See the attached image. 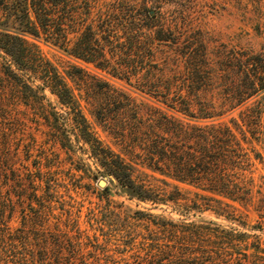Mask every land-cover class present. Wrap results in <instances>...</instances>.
I'll return each mask as SVG.
<instances>
[{
	"label": "rangeland",
	"instance_id": "1",
	"mask_svg": "<svg viewBox=\"0 0 264 264\" xmlns=\"http://www.w3.org/2000/svg\"><path fill=\"white\" fill-rule=\"evenodd\" d=\"M60 29V46L31 41L69 87L90 133L130 162L132 179L160 198L140 200L122 187L49 88L40 89L44 98L35 103L12 105L14 124H23L10 136L14 168L28 185L41 158L42 171L59 184L56 196L64 201L52 203L50 224L59 219L65 228L70 220L66 230L75 227L70 234L80 244L78 257L95 264H264V253L253 254L256 244L264 249V91L239 105L233 101L244 79L236 56L264 50V0H69ZM38 76L34 87L41 86ZM188 98L213 103L216 116L201 117L205 111L198 104L189 115L181 104ZM154 110L174 122L172 140L179 149L172 178L138 157L140 132ZM212 123H225L240 141L242 172L232 185L246 190V202L214 196L189 181L187 153L199 149L202 131ZM196 194L231 207L221 214L198 210ZM20 218L17 210L11 225ZM181 223L245 233L248 247L239 246L233 256L214 253L211 262L180 258L174 253L184 235L171 224Z\"/></svg>",
	"mask_w": 264,
	"mask_h": 264
},
{
	"label": "trees",
	"instance_id": "2",
	"mask_svg": "<svg viewBox=\"0 0 264 264\" xmlns=\"http://www.w3.org/2000/svg\"><path fill=\"white\" fill-rule=\"evenodd\" d=\"M0 11V264H95L94 261L88 262L86 258L78 257L75 247L80 244L74 242L70 234L75 227L66 230L69 219L66 224H62L65 228L61 227L59 219L50 224L52 203L60 202L56 196L59 184L50 178L49 172L42 171L46 166L41 158L35 160L34 168L28 174V185L19 169L14 168L10 136L21 132L23 124H14L10 107L20 102L35 103L44 98L40 89L49 88L59 102L68 108L69 114L73 115L82 139L89 144L96 159L122 187L134 192L140 200L155 202V199L160 198L152 188L137 184L132 179L133 165L130 162L103 147L90 133L69 87L31 41L41 39L53 46H60V22L62 14L67 17L69 13V0H0ZM244 55L239 54L235 58L244 78L243 84L238 85V96L233 100L235 105L264 91V50L247 54L246 57ZM35 75H40L38 79L42 81L41 86H33L37 77ZM181 104L191 116L196 104L205 111L201 117L216 116L211 102L203 103L188 98L181 101ZM157 113L155 110L151 113L147 119L149 123L140 132L138 157L146 167L172 178L173 160L179 149L172 140L174 122L172 117L166 114L156 116ZM231 130L225 123L206 125L199 139V149L187 153L185 164L192 172L190 183L201 186L214 196L246 202L250 200L246 190L232 185V178H240L239 170L242 172L244 154L240 153V141ZM232 186L239 190L231 189ZM196 196L193 204L198 210L210 209L221 214L231 207L229 203L214 196ZM17 210L21 218L19 225L14 227L11 221ZM64 212L70 215L68 209ZM171 226L176 229V235L180 232L184 235V241L177 242L174 255L180 258L186 255L190 261L210 259L211 262V258H215L214 253L233 256L240 253L235 251L239 246L245 249L248 247L243 239L245 233L233 229L219 230L192 223ZM174 231L172 229L171 233ZM195 240L200 241L198 246L193 245ZM187 242H192V245L188 246ZM65 251L69 253L66 255ZM258 252L264 253V249L256 244L254 256Z\"/></svg>",
	"mask_w": 264,
	"mask_h": 264
},
{
	"label": "water",
	"instance_id": "3",
	"mask_svg": "<svg viewBox=\"0 0 264 264\" xmlns=\"http://www.w3.org/2000/svg\"><path fill=\"white\" fill-rule=\"evenodd\" d=\"M105 184H106V183H105L104 180H99V181H98V185H99V186H105Z\"/></svg>",
	"mask_w": 264,
	"mask_h": 264
}]
</instances>
